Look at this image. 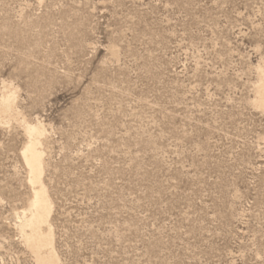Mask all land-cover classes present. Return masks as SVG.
I'll return each mask as SVG.
<instances>
[{"label": "rangeland", "instance_id": "374dc122", "mask_svg": "<svg viewBox=\"0 0 264 264\" xmlns=\"http://www.w3.org/2000/svg\"><path fill=\"white\" fill-rule=\"evenodd\" d=\"M262 69L264 0H0V264H42L29 126L47 264H264Z\"/></svg>", "mask_w": 264, "mask_h": 264}, {"label": "bare ground", "instance_id": "6f19581e", "mask_svg": "<svg viewBox=\"0 0 264 264\" xmlns=\"http://www.w3.org/2000/svg\"><path fill=\"white\" fill-rule=\"evenodd\" d=\"M259 78L254 104H256V107L264 109V69L261 70ZM15 105L14 95L3 96L0 100V117L13 116ZM28 129L29 141L26 144L23 158L24 164L29 170L28 179L32 183L30 185L33 187L28 207L25 206L22 212L17 215L21 220V224L19 223L20 235L24 238L27 247L35 254L39 263H56L57 254L54 248L56 240L53 238L54 234H52L49 227V225L51 226L49 218L52 201L50 202L48 190L43 181L46 160L44 162L45 152L42 148V140L44 141L46 135L44 129L40 126H29Z\"/></svg>", "mask_w": 264, "mask_h": 264}]
</instances>
